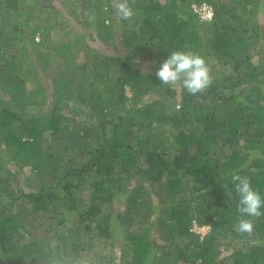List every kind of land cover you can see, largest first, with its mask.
<instances>
[{
  "label": "trees",
  "instance_id": "16d2710c",
  "mask_svg": "<svg viewBox=\"0 0 264 264\" xmlns=\"http://www.w3.org/2000/svg\"><path fill=\"white\" fill-rule=\"evenodd\" d=\"M133 8L0 0V264H264L231 181L264 197V0ZM177 50L205 59L203 92L157 79Z\"/></svg>",
  "mask_w": 264,
  "mask_h": 264
},
{
  "label": "clouds",
  "instance_id": "9594fccd",
  "mask_svg": "<svg viewBox=\"0 0 264 264\" xmlns=\"http://www.w3.org/2000/svg\"><path fill=\"white\" fill-rule=\"evenodd\" d=\"M134 0H114V7L121 21H130L135 16ZM211 70L205 59L191 51H172L165 59L155 75L162 85L181 86L190 95H196L207 89L212 81ZM253 172L256 170L253 169ZM231 181L235 193L238 194L237 212L240 218L234 226L240 234H252L253 219L264 213V197L252 186L249 176H241L234 172ZM248 217V218H246Z\"/></svg>",
  "mask_w": 264,
  "mask_h": 264
},
{
  "label": "built area",
  "instance_id": "2783aa9c",
  "mask_svg": "<svg viewBox=\"0 0 264 264\" xmlns=\"http://www.w3.org/2000/svg\"><path fill=\"white\" fill-rule=\"evenodd\" d=\"M193 12L197 19L202 23H211L214 19V9L211 5L203 3L201 5H194Z\"/></svg>",
  "mask_w": 264,
  "mask_h": 264
},
{
  "label": "rangeland",
  "instance_id": "374dc122",
  "mask_svg": "<svg viewBox=\"0 0 264 264\" xmlns=\"http://www.w3.org/2000/svg\"><path fill=\"white\" fill-rule=\"evenodd\" d=\"M194 6V5H193ZM257 21L259 22V23H262V24H264V11L262 10L259 14H258V19H257ZM98 45L100 44V43H97ZM264 53H262L261 52V54H260V57H262V55H263ZM255 60V62L257 63L258 62V58H255L254 59ZM49 134H46V136H48ZM209 228L208 227H205V228H195L194 229V231H196V232H198L199 234H201L202 236H204V235H206L208 232H209ZM124 250H125V248H124ZM124 250L122 251H120V252H117L116 251V256L117 257H121L122 256V254L124 253ZM107 252L108 253H110V259L112 260V248L111 247H107ZM118 262L117 261H111V264H117Z\"/></svg>",
  "mask_w": 264,
  "mask_h": 264
}]
</instances>
